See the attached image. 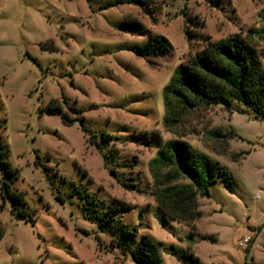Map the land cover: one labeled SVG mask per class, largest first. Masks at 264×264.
<instances>
[{"label": "rangeland", "instance_id": "374dc122", "mask_svg": "<svg viewBox=\"0 0 264 264\" xmlns=\"http://www.w3.org/2000/svg\"><path fill=\"white\" fill-rule=\"evenodd\" d=\"M249 30L264 66V0H0V144L14 175L0 172V185L32 218L9 200L2 207L0 193V264H135L98 229L108 208L136 228V242L159 245L163 264H264V119L238 103L183 109L172 100L166 124L162 95L205 37ZM154 38L170 53L138 56ZM82 123L112 136L108 166ZM215 132L231 136L224 155ZM158 139L184 141L227 171L233 190L217 182L199 197L193 239L158 218L149 171Z\"/></svg>", "mask_w": 264, "mask_h": 264}, {"label": "trees", "instance_id": "16d2710c", "mask_svg": "<svg viewBox=\"0 0 264 264\" xmlns=\"http://www.w3.org/2000/svg\"><path fill=\"white\" fill-rule=\"evenodd\" d=\"M251 34L253 32L249 30L244 36L234 33L219 40L205 37L204 47L178 65L162 94L166 124L169 122L172 100L183 109L213 105L231 107L233 103H238L254 114V120L264 119V66L261 59L263 54L257 50ZM169 53L170 48L158 38L152 39L136 52L140 57L149 58H161ZM50 112L60 115L62 122L68 126L76 122V119L58 109ZM71 112L74 113L75 110ZM81 129L108 166L111 157L117 154L116 151H111L108 155L103 152L107 142H111L112 136L105 133L99 136L91 134L83 123ZM215 136L224 140L222 149L217 153L226 154V139L231 137L230 134L215 132ZM157 142L159 149L149 162V171L153 179L151 195L156 204L158 218L164 224L176 222L186 225L191 229L190 239H193L195 223L202 217L199 197L210 198V187L217 182H221L228 190H233L227 171L218 162L184 141L163 142L158 139ZM247 154L240 152L233 154L231 158L238 161ZM6 157L7 151L0 144V172L12 181L14 175ZM124 187L131 189L133 186ZM0 193L2 207L5 201L9 200L13 213L32 221L26 210L18 209L23 204L22 198L11 191L7 182L1 181ZM117 211V208L111 211L108 208L94 219L101 232L110 234L112 247L122 253L127 252L135 264H163L159 245L146 236L136 242V228L129 229L123 224L116 214ZM169 251L175 255L173 246Z\"/></svg>", "mask_w": 264, "mask_h": 264}, {"label": "built area", "instance_id": "2783aa9c", "mask_svg": "<svg viewBox=\"0 0 264 264\" xmlns=\"http://www.w3.org/2000/svg\"><path fill=\"white\" fill-rule=\"evenodd\" d=\"M247 239L242 240V242L240 243V245H242L243 243H246Z\"/></svg>", "mask_w": 264, "mask_h": 264}]
</instances>
